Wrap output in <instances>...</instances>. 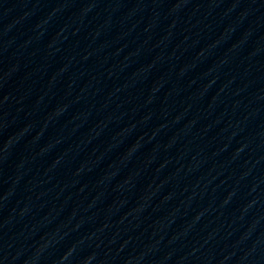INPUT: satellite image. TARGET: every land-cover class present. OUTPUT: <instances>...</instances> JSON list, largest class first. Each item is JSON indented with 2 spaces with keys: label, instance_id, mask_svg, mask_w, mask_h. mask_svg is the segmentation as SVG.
I'll return each mask as SVG.
<instances>
[{
  "label": "water",
  "instance_id": "1",
  "mask_svg": "<svg viewBox=\"0 0 264 264\" xmlns=\"http://www.w3.org/2000/svg\"><path fill=\"white\" fill-rule=\"evenodd\" d=\"M0 264H264V0H0Z\"/></svg>",
  "mask_w": 264,
  "mask_h": 264
}]
</instances>
